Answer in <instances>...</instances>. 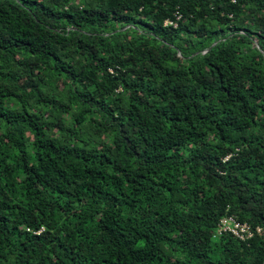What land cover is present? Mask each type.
Wrapping results in <instances>:
<instances>
[{"label": "trees", "instance_id": "trees-1", "mask_svg": "<svg viewBox=\"0 0 264 264\" xmlns=\"http://www.w3.org/2000/svg\"><path fill=\"white\" fill-rule=\"evenodd\" d=\"M0 264H264V0H0Z\"/></svg>", "mask_w": 264, "mask_h": 264}, {"label": "built area", "instance_id": "built-area-1", "mask_svg": "<svg viewBox=\"0 0 264 264\" xmlns=\"http://www.w3.org/2000/svg\"><path fill=\"white\" fill-rule=\"evenodd\" d=\"M179 16L174 15V19L178 20ZM163 26L176 27V24L172 20H165L162 23ZM223 232L230 233L234 238L239 241L249 239L253 232L245 223H238L232 216L222 218L218 220L217 227L214 232V236H218ZM255 232H258L255 229Z\"/></svg>", "mask_w": 264, "mask_h": 264}, {"label": "water", "instance_id": "water-1", "mask_svg": "<svg viewBox=\"0 0 264 264\" xmlns=\"http://www.w3.org/2000/svg\"><path fill=\"white\" fill-rule=\"evenodd\" d=\"M203 53V52H202Z\"/></svg>", "mask_w": 264, "mask_h": 264}]
</instances>
